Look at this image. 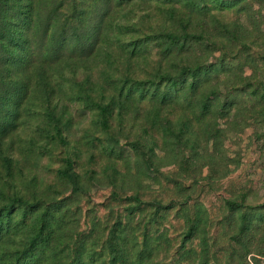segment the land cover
Masks as SVG:
<instances>
[{
  "label": "rangeland",
  "instance_id": "obj_1",
  "mask_svg": "<svg viewBox=\"0 0 264 264\" xmlns=\"http://www.w3.org/2000/svg\"><path fill=\"white\" fill-rule=\"evenodd\" d=\"M3 1L0 264H264V0Z\"/></svg>",
  "mask_w": 264,
  "mask_h": 264
},
{
  "label": "trees",
  "instance_id": "obj_2",
  "mask_svg": "<svg viewBox=\"0 0 264 264\" xmlns=\"http://www.w3.org/2000/svg\"><path fill=\"white\" fill-rule=\"evenodd\" d=\"M15 6L7 1H3L0 0V29L1 32L3 33V35L5 37L8 38V41L10 42H14L16 41V38L14 36H11L9 33H6V31H3V23H2V18L3 16H7L9 14H12V17L16 20L18 19L16 22L13 21V23L19 27L18 32H20L23 29H31V24L30 20L32 17V13L31 10L29 8H21L19 7L17 9V12L14 10ZM33 19V18H32ZM32 21V20H31ZM185 73H183L180 78L176 77V78H171L168 81L167 87L166 89H163L161 97H166L167 95H171V93L173 92V95H177L178 90L180 89V87H182V85L186 82V78H184ZM183 78V79H182ZM199 81H197L198 83ZM12 204H9L8 206H11ZM25 212V210H24ZM43 219V215H41V219ZM39 244H43L41 241L37 240V239H31L29 241V243L27 244V246L17 255V257L15 258V263L13 264H38L40 263L41 259H40V253L35 254L36 251H34L37 247H39ZM28 256V258L26 259H22L23 256ZM26 262H25V261Z\"/></svg>",
  "mask_w": 264,
  "mask_h": 264
}]
</instances>
